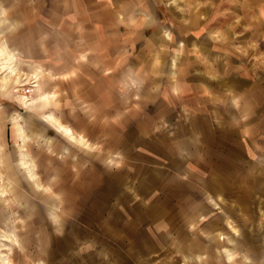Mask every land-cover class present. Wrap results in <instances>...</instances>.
I'll return each mask as SVG.
<instances>
[{"label":"rangeland","instance_id":"obj_1","mask_svg":"<svg viewBox=\"0 0 264 264\" xmlns=\"http://www.w3.org/2000/svg\"><path fill=\"white\" fill-rule=\"evenodd\" d=\"M41 22L0 0V264H264V147L141 140L161 79L152 98L119 73L89 92L21 54Z\"/></svg>","mask_w":264,"mask_h":264},{"label":"crops","instance_id":"obj_2","mask_svg":"<svg viewBox=\"0 0 264 264\" xmlns=\"http://www.w3.org/2000/svg\"><path fill=\"white\" fill-rule=\"evenodd\" d=\"M30 3L42 33L29 36L23 56L55 60L59 71L73 66L77 75L94 77L85 85L89 92L103 84L112 92L119 73L136 78L129 82L152 98L161 79L155 113L140 122L141 140L168 138L187 149L197 140L216 139L248 155L264 147V0ZM178 29L187 35L179 37ZM80 52L85 58L75 63ZM164 125L168 134H157ZM180 150L174 155L185 156Z\"/></svg>","mask_w":264,"mask_h":264}]
</instances>
